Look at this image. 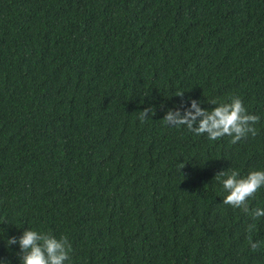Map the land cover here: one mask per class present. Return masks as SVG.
<instances>
[{"label": "trees", "instance_id": "1", "mask_svg": "<svg viewBox=\"0 0 264 264\" xmlns=\"http://www.w3.org/2000/svg\"><path fill=\"white\" fill-rule=\"evenodd\" d=\"M180 92L238 96L257 134L166 125ZM231 170H264V0H0V262L31 229L68 237L65 264H264Z\"/></svg>", "mask_w": 264, "mask_h": 264}, {"label": "clouds", "instance_id": "2", "mask_svg": "<svg viewBox=\"0 0 264 264\" xmlns=\"http://www.w3.org/2000/svg\"><path fill=\"white\" fill-rule=\"evenodd\" d=\"M183 92L177 94L181 97V105L176 109H169L165 112L163 120L166 125L180 127L197 136L206 134L210 141L220 140L223 137H230V143L236 144L250 133L253 137L257 134L254 127L260 117L248 114L242 100L238 96L229 98L228 102L210 101L215 105L211 110L201 108L198 100L190 99L189 106L184 107ZM183 109V111H181ZM154 114L152 107L140 111L141 122ZM226 177V178H224ZM215 178L222 184L226 195L222 203L234 209H240L249 214L253 220L264 217V209L249 208V199L255 198V194L264 187V170H254L246 176H241L239 170L218 172ZM6 224V223H4ZM255 225L250 224L248 231L251 232ZM251 251H258L264 241H253L248 237ZM16 244L19 246V264H65L69 260L71 244L67 236L56 238L51 232L36 231L27 229L19 237L7 239V245ZM0 264H8L2 261Z\"/></svg>", "mask_w": 264, "mask_h": 264}]
</instances>
